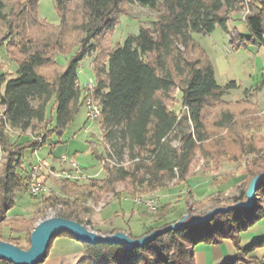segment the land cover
I'll list each match as a JSON object with an SVG mask.
<instances>
[{"label":"trees","instance_id":"obj_1","mask_svg":"<svg viewBox=\"0 0 264 264\" xmlns=\"http://www.w3.org/2000/svg\"><path fill=\"white\" fill-rule=\"evenodd\" d=\"M6 2L0 0V24L6 28L0 35V44L5 42V52L16 63L17 70L14 77L0 74V159L4 160L0 171V224L14 204L15 191L27 185L29 172L21 175L18 171L22 150L36 151L56 136L57 141L50 143L52 152L62 141L85 100L78 81L79 63L94 49L91 41L105 32L111 34L125 4L136 2L147 7L157 14L156 19L151 27L140 26L136 35H128L123 43L109 48L104 59L94 58L91 72L95 79L92 97L101 107L103 136L112 142L119 160L125 154L130 164L114 165L113 154L105 155L88 139L90 153L102 165L104 176L90 177L84 184L59 179V193H51L42 200L44 208L59 207L58 216L81 224L78 214L86 211L83 202L97 198V189L112 190L116 182L123 181L130 186L125 190L132 196L166 187V182L174 178L186 181L196 151L208 139L206 111L221 102L226 90L236 87L234 82L224 86L216 82L214 67L194 34L206 35L218 26L235 50L264 45V0H54L60 17L56 27L36 21L38 0H13L8 13ZM244 9L248 11L243 20L249 35L229 27L231 14ZM28 30L32 37L25 41ZM15 34L21 37L18 42ZM75 45V55L61 70L54 60L55 54L66 53ZM176 88L181 93L182 106L187 109L184 119L190 121L192 133L181 126V118L168 107ZM220 114L214 123L216 127H223L232 119L230 110ZM29 128L41 131V135L18 143L10 141L7 129L23 132ZM173 140L179 142L178 147L172 144ZM262 172L264 164L258 161H252L245 170L249 180ZM259 194L264 196V177L249 208L217 212L208 221L168 230L140 247L80 241L83 250L75 264H195L196 245L220 244L225 239L232 242L236 255L223 264H264L263 251L261 257L254 255L257 249H264V239L242 245L239 237L240 232L264 215L262 205L256 203ZM245 198L246 188L232 200ZM215 200L206 197L197 203L198 210L186 202V211L173 219L167 216L170 203H164L155 221L139 235L131 231L127 234L138 238L176 221L184 213L201 215L200 208L206 202L214 201L216 206L221 201ZM31 229V224L15 223L10 232L23 233L24 237L3 239L0 234V240L22 249L25 243L28 248ZM117 231L123 230L113 227L98 232ZM58 236L74 238L65 231L58 233L49 240L46 255ZM0 264L12 263L0 259Z\"/></svg>","mask_w":264,"mask_h":264},{"label":"rangeland","instance_id":"obj_2","mask_svg":"<svg viewBox=\"0 0 264 264\" xmlns=\"http://www.w3.org/2000/svg\"><path fill=\"white\" fill-rule=\"evenodd\" d=\"M6 1V12L8 13L10 6L14 4L13 0ZM122 8L123 14L119 16L111 34L110 32H105L100 38H95V40L91 41L94 43V49H90L89 53L79 63L77 74L80 88L83 90L84 85L90 78V85L94 84L92 92H83L85 106L90 101H97L92 97L95 89V79L91 72V61L97 57L104 59L105 53L109 48L114 47L118 43H123L128 35H136L140 26L151 27L156 19L157 14L153 10L140 6L136 2L125 4ZM247 12L246 9L239 14H231L229 27H236L239 32L249 35L243 20ZM35 19L50 26H59L60 17L54 0H38ZM5 32V26L0 24V35ZM31 32V30H28L26 37L24 36L25 41L32 37ZM15 35L16 42L21 40L20 36ZM194 39L206 51L215 70L216 82L221 86L234 82L236 87L226 90L222 100H220L221 102L215 103L206 111L205 130L208 134V139L204 141L202 148L196 151L190 164L186 181L180 182L174 178L166 182V187L152 190L147 194L132 195V199L125 190L130 186L123 181L116 182L112 190L97 189V198L84 200L83 204L86 207V211L78 214V218L88 229L95 232L104 231L109 227L110 222H113L110 217L111 211L121 212L123 210L130 212L134 205L140 206L142 213H144V220L151 224L155 221V215L161 205L167 202L171 205V210L167 215L169 219H173L179 213L186 211V202L192 204L194 210H198L197 206L199 205L197 203L205 201L206 197H213L218 201L221 200L216 206L232 204L235 202L232 198L238 196L242 189H247L250 182L249 177L245 173L247 166L251 165L252 161L264 164V45L256 44L246 49L235 50L231 47L226 33L218 26L209 34H194ZM4 43L0 44V74L14 77L17 65L12 59L8 58L3 46ZM76 50L77 47L75 45L68 49L66 53H56L54 56L56 65L63 70L69 60L75 55ZM0 88L2 92L3 85ZM180 97L181 93L176 88L168 102V107L181 118V126L192 133L193 127L190 121L184 119L187 109L182 106ZM227 110L231 111L232 119L225 126L216 127L214 123L218 120L220 113ZM49 112L50 105L47 109V117L50 115ZM101 119L93 121L98 127L96 132H86L84 126L90 120L86 116V109L83 105L75 120L64 132L62 141L55 145L52 152H50V143L57 141L56 136H52L47 140L36 153H33L31 149L22 150L20 154L21 166L18 171L21 175H25L31 171L32 166L38 163V160H42L41 164L43 163L44 167L42 166L39 170V179L53 190V194L59 193L57 184L59 178L49 175L47 169L58 170V165H53V158L59 160L60 156L64 154L68 159H74L80 168L89 175V178L101 179L104 176L102 165L93 159L87 143L88 139L95 142L98 149L105 155L108 153L113 154L112 163L114 165L119 163L126 166L129 165L130 161L126 159L127 156L124 154L122 160H119L115 154L116 149L113 148L112 142L104 138L100 124ZM7 131L10 141L14 143L41 135V131L30 128L23 132L9 129ZM172 144L176 147L179 146L178 141L173 140ZM3 163L4 160L1 158L0 171ZM189 177L192 179L203 177L209 182L210 188L206 189L204 196H196V199H194L195 191L187 182ZM87 179L72 180H77L78 184H84ZM47 196L46 194L32 196L27 192L26 186L21 190L15 191L14 204L7 211L0 224L1 237L3 239L18 236L23 238V233L12 234L10 232L11 225L18 223L24 226L28 223L31 224L33 229L35 223L49 215L51 211L54 215H58L60 212L59 207L56 209L43 207L42 200ZM258 196L256 203L262 205L264 209V196L263 194ZM137 197L142 199H151L152 197L156 201L157 209L149 212L143 205H138L134 202ZM212 207H215L214 201L206 202L205 206L202 209L200 208V211H203L202 214H204ZM130 225L135 228L138 223L133 222ZM239 237L242 245H247L252 240L264 239V215L247 230L240 232ZM23 245L25 249L29 248L26 247L25 243ZM209 247L211 246L203 243L195 246V264L210 263L211 248ZM78 250L77 248L72 249L63 258L61 255L53 256L50 254L40 264H73L72 262L78 254ZM262 251L264 252V249L259 248L254 255L261 257Z\"/></svg>","mask_w":264,"mask_h":264},{"label":"water","instance_id":"obj_3","mask_svg":"<svg viewBox=\"0 0 264 264\" xmlns=\"http://www.w3.org/2000/svg\"><path fill=\"white\" fill-rule=\"evenodd\" d=\"M264 172L254 176L246 189V198L235 201L226 206H215L204 214L184 213L176 221L154 229L151 232L132 238L124 231L110 234H101L88 229L84 224L66 219L58 215H47L38 220L30 232V245L28 249H22L17 245L0 240V259L12 264H38L45 259V251L49 240L60 232H67L75 239L89 243L104 242L107 244L119 243L130 248L140 247L155 239L159 234L168 230H177L188 225L208 221L217 212H227L236 208H249L255 198L256 190Z\"/></svg>","mask_w":264,"mask_h":264},{"label":"crops","instance_id":"obj_4","mask_svg":"<svg viewBox=\"0 0 264 264\" xmlns=\"http://www.w3.org/2000/svg\"><path fill=\"white\" fill-rule=\"evenodd\" d=\"M97 129H98L97 125L94 122H90V121H87V124L84 126V130L86 132L88 131L96 132ZM36 151H33V153H36ZM52 162H54L53 165L54 164L55 166L58 165L59 168L67 166V165H62L60 160H56L55 158H53ZM187 182L189 183L191 188L194 189L195 191L194 199H196V196H199V197L202 196L205 193L206 189L210 188L209 182L205 180V178L203 177L201 178L199 177L198 179H192L191 177H189ZM129 196L132 199V196L131 195ZM143 214L144 213H142V209L140 208V206H137V205H134L133 209H131L130 212H125L123 210L121 212L111 211L110 217L112 218L111 220H113V222H110L111 224L109 225L107 230H110L113 227H117V228L122 229L125 233H128L129 231H131L134 235H139L143 231L144 227L148 224L147 221L144 220L145 217L143 216ZM116 216L117 218H115ZM133 222L138 223V226L135 228L134 226H131L130 224ZM209 246H211L209 247L211 248L210 249L211 256H210V263H207V264H223L233 259L236 255L234 246L229 239L223 240V242H221L220 244H212ZM74 248L79 249L78 250L79 252L75 256L74 261L72 262L73 264H75V262L78 260V258L82 254V250H83L82 243L75 238H71L68 236H62V237L58 236V238L56 237L53 239L52 244L45 258H47L48 255L50 254L53 256L61 255L63 258L65 255H68V252Z\"/></svg>","mask_w":264,"mask_h":264},{"label":"built area","instance_id":"obj_5","mask_svg":"<svg viewBox=\"0 0 264 264\" xmlns=\"http://www.w3.org/2000/svg\"><path fill=\"white\" fill-rule=\"evenodd\" d=\"M90 83L91 78L86 82L84 85V91L90 92ZM83 105L86 109V116L88 120L91 122L95 121V113L96 110L92 107H87L84 104ZM38 139H40L38 137ZM62 165H67L66 167H61L58 170L54 169H47V173L51 175V172H59L62 176V171H70V178H89L84 177V170L80 168L79 164L76 161H71V159H68L66 155H61L59 158ZM44 167L43 164H41V160H38V163L32 166L31 171L29 172V178L27 180L26 190L27 192L32 196H40V195H49L53 192L49 186H47L43 181L39 179V170L41 167ZM138 205H143L145 209L155 210L157 209L156 201L151 197L150 201H144V202H137L134 201Z\"/></svg>","mask_w":264,"mask_h":264},{"label":"bare ground","instance_id":"obj_6","mask_svg":"<svg viewBox=\"0 0 264 264\" xmlns=\"http://www.w3.org/2000/svg\"><path fill=\"white\" fill-rule=\"evenodd\" d=\"M245 10V9H244ZM245 12V11H244ZM264 43V42H263ZM95 83V82H94ZM94 85V84H93ZM93 85H90V92H92L93 90ZM90 94V93H89ZM90 101V100H89ZM87 102V101H86ZM87 107H92L93 109L96 110L97 113H95V121L101 119L102 117V113H101V107L99 105V103L97 101H90L87 105ZM71 161H74L73 159H71ZM43 164V163H42ZM51 169V168H50ZM51 175H53L54 177H57L59 179H68V180H72L69 179L70 178V171H62V176L59 172H51ZM84 177H89V175L84 171ZM74 179H80V178H74ZM84 179V178H82ZM135 201L137 202H144V201H150V199L146 198V199H142L140 197L135 198ZM149 212L150 211H155V210H150L148 209ZM50 215H54V213L51 211L49 213Z\"/></svg>","mask_w":264,"mask_h":264}]
</instances>
